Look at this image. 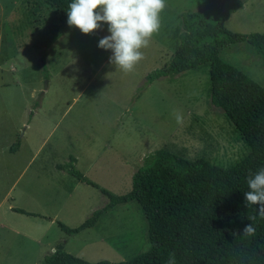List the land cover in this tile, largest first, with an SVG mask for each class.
<instances>
[{"label": "rangeland", "instance_id": "1", "mask_svg": "<svg viewBox=\"0 0 264 264\" xmlns=\"http://www.w3.org/2000/svg\"><path fill=\"white\" fill-rule=\"evenodd\" d=\"M209 1L167 0L159 34L128 74L110 63L111 51L99 48L110 35L107 24L91 35L68 25L47 51L46 78L41 52L32 46L50 12L38 0H0V264H43L60 246L90 263L123 262L147 250L146 220L136 202L115 206L79 234L59 228L78 227L108 202L67 172L71 158L85 178L120 196L130 191L143 157L156 150L222 168L247 154L232 123L210 103L208 68L141 90L146 75L168 66L182 16ZM239 1L225 28L264 33V0ZM159 40L165 53L158 52ZM219 57L264 87L262 59L246 43L223 48Z\"/></svg>", "mask_w": 264, "mask_h": 264}, {"label": "trees", "instance_id": "2", "mask_svg": "<svg viewBox=\"0 0 264 264\" xmlns=\"http://www.w3.org/2000/svg\"><path fill=\"white\" fill-rule=\"evenodd\" d=\"M38 1L39 7L50 12L49 24L32 48L41 52L47 78V51L68 28L67 11L72 0ZM241 7L239 0H210L197 12L184 14L170 63L146 75L141 90L160 78L208 68L210 103L232 123L247 154L235 165L222 168L205 159L188 160L156 150L143 157L142 166L131 177L130 191L120 196L85 178L71 158V164L64 167L67 172L98 188L108 202L78 227L58 223L59 228L69 235L79 234L93 228L115 206L136 202L146 220L148 248L118 263H90L61 250L45 256L43 264H166L172 252L177 264H264V219L258 215V206L246 207L244 197L249 191V172L255 174L264 168V87L219 57L223 48L246 43L264 66V33L243 35L225 28V22ZM253 215L255 220L250 219ZM250 223L256 234L245 237L243 229Z\"/></svg>", "mask_w": 264, "mask_h": 264}, {"label": "clouds", "instance_id": "3", "mask_svg": "<svg viewBox=\"0 0 264 264\" xmlns=\"http://www.w3.org/2000/svg\"><path fill=\"white\" fill-rule=\"evenodd\" d=\"M167 6V0H72L68 5L67 23L85 35L94 34L107 24L110 35L100 39L99 48L111 51L110 63L128 74L145 59L144 49L149 48L152 38L159 34L162 13ZM173 115L176 123L183 125V113L175 110ZM247 185L246 207L258 206V215L264 219V168L255 174L249 172ZM250 219L255 220L256 216ZM255 234L252 223L246 225L242 233L245 237ZM166 264H177L174 252L169 254Z\"/></svg>", "mask_w": 264, "mask_h": 264}, {"label": "crops", "instance_id": "4", "mask_svg": "<svg viewBox=\"0 0 264 264\" xmlns=\"http://www.w3.org/2000/svg\"><path fill=\"white\" fill-rule=\"evenodd\" d=\"M158 39H161V37L160 38H158ZM160 41V43H161V45H157V48H158V52L159 53H163V51H164V53H165V48H164V44H162V41L161 40H159ZM159 43V42H158ZM160 46H161V49H160ZM162 51V52H161ZM170 53V52H169ZM175 53V52H174ZM174 53L170 56V60H169V63H170V61H171V59H172V57H173V55H174ZM167 54V53H166ZM91 229V228H90Z\"/></svg>", "mask_w": 264, "mask_h": 264}, {"label": "water", "instance_id": "5", "mask_svg": "<svg viewBox=\"0 0 264 264\" xmlns=\"http://www.w3.org/2000/svg\"><path fill=\"white\" fill-rule=\"evenodd\" d=\"M61 250H62V246H60V247L57 248V251H61Z\"/></svg>", "mask_w": 264, "mask_h": 264}]
</instances>
